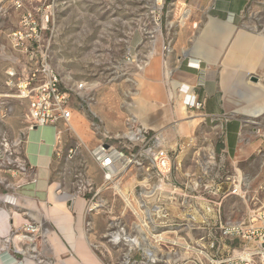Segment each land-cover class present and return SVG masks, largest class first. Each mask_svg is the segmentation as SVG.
<instances>
[{"label": "rangeland", "instance_id": "rangeland-1", "mask_svg": "<svg viewBox=\"0 0 264 264\" xmlns=\"http://www.w3.org/2000/svg\"><path fill=\"white\" fill-rule=\"evenodd\" d=\"M162 1L0 0V196L19 198L16 193L33 191L38 185L37 168L26 158L28 104L13 97L6 86V73L15 57L11 36L20 29L23 14L31 11L43 28V44L49 47L52 67L63 87L72 92L69 122L58 130L47 126L32 131L30 140L55 142L57 131L61 132L46 182L55 192L58 189L59 195H66L69 205L77 198L84 199L92 209L87 213V207L81 231L77 227L76 233L86 236L97 261L227 264L229 257L240 256L245 244L242 235L232 237L228 230L237 225L245 228L248 218L264 211V113L254 118L235 117L243 120L242 130L230 152L222 144V124L200 116L202 109L188 105L192 112L187 117L198 121L187 133L180 132V126L191 118L175 119L177 100L168 97L166 75L170 73L171 81L179 67L191 65L189 60L201 43L205 59H210L214 44L205 36L210 27L208 14L214 12L213 3L217 2ZM238 22L239 29L250 28L264 37V0H250ZM227 44L218 45L217 50ZM151 58L165 64L161 79L152 80L160 91L156 99L148 97L146 88ZM252 76L258 82L252 81ZM245 77L249 85L261 90L243 98L246 108H264V60L255 73ZM81 84L84 87L76 90ZM149 119L150 123L159 119L161 126L147 128L143 121ZM129 133L144 138L133 141ZM150 138L152 142L146 144ZM101 146L122 153L114 152L115 168L126 166L115 180L107 179L99 166ZM148 147L168 152L170 168L163 172L170 174L165 182L157 178L149 181L148 175L156 176L157 170L150 156H141ZM135 155L140 164L128 162L136 160ZM134 181L132 188H126ZM161 183L165 191L169 184L177 187V194L157 193L150 198L144 193ZM240 185L241 192L234 194ZM32 202L26 200L34 207ZM0 209L20 217L12 205L0 203ZM40 214L48 229L43 210ZM74 221L76 228L75 217ZM33 222L39 226L38 239L20 240L22 251H27L23 247L30 243L36 252L30 254L40 264H63L73 257L47 255L50 249L40 240L42 223ZM22 228L10 238L25 236ZM129 239L138 241L130 243ZM5 245L0 242V250L17 253L12 242Z\"/></svg>", "mask_w": 264, "mask_h": 264}, {"label": "crops", "instance_id": "crops-1", "mask_svg": "<svg viewBox=\"0 0 264 264\" xmlns=\"http://www.w3.org/2000/svg\"><path fill=\"white\" fill-rule=\"evenodd\" d=\"M249 1L219 0L217 3H213L214 12L211 11L210 15L208 14L210 27L205 36L214 44V48L210 47L212 57L209 55L210 59H205L204 48L201 43L194 50L193 57L189 60L191 65L185 64L179 67L175 72L176 76L171 81H169L170 73L168 72L166 75L167 82L170 84L168 97L177 100L175 101L177 105L175 119L181 121V119L191 118L186 124L180 126V132L187 133L197 123V119L187 117L192 112L188 107L189 101L196 100L203 105L200 116L211 122L218 121L222 124V144L225 145L228 152L238 143L241 135L243 120L235 117L254 118L255 115L264 113V108L256 111L246 108L247 102L243 101V98L247 99L251 93L253 96L260 94L261 90L256 86L249 85L245 76L255 73L264 60L263 35L255 33V30L250 28L239 29L238 21ZM188 14L190 15V12ZM224 42L225 45L229 42L227 47L224 45L226 48L222 46L218 48V51L217 46L223 45ZM151 59L146 70L147 81H149L146 88L149 89L148 97L156 99L160 96V91L155 90L156 86L153 85L152 80L153 78L161 79L160 76L164 73L165 64L162 65L160 59ZM195 65H199V67ZM240 87L242 90L239 89ZM146 107H148V111L151 110L148 104ZM149 120L143 121L147 128L152 126L157 129L161 126L159 119H154L153 123H150ZM192 121L195 123L192 124ZM31 132L27 135L26 158L32 167L37 168L38 185L35 187L32 185L33 191L16 193L19 202L22 201V204L14 207L18 209L15 212L21 218L15 213L12 215L9 211L0 209L5 212L0 215V242L6 244L4 247H7L11 242L14 244V240L18 237L11 239L12 233L23 226L25 228L28 221H36L42 223L40 240L42 239L50 249V251H46L47 255L51 253L55 258H59L70 254L73 257L66 262L62 261L63 264H88L86 257L81 256V248L77 247V243L86 236L84 237L83 233H76L77 227L79 228L78 231H81L88 204L84 199L78 200L77 198L73 204L69 205L70 199L63 197L66 195H59L58 189L55 192L54 186L49 187L47 185L46 180L50 176V166L53 162L57 139L54 142L41 138L31 142ZM1 198L2 196H0ZM26 200H33L32 203L35 206H29ZM0 203L3 202L0 201ZM81 204H83V208ZM26 210L28 215L23 212ZM42 210L45 219H47L45 224L48 223V229L40 219ZM7 213L12 216V219ZM74 217L78 222L76 228ZM86 243L91 251L88 241ZM14 245L18 247L17 244ZM30 245L27 243V247H23L27 249L24 253L17 252L15 254L10 253L8 248H2L0 250V264H40L35 262L37 257L31 255L36 252L34 251L35 248L31 250ZM39 253L41 251H38ZM74 256L79 258L81 263H78ZM93 257L95 258L94 255Z\"/></svg>", "mask_w": 264, "mask_h": 264}, {"label": "built area", "instance_id": "built-area-1", "mask_svg": "<svg viewBox=\"0 0 264 264\" xmlns=\"http://www.w3.org/2000/svg\"><path fill=\"white\" fill-rule=\"evenodd\" d=\"M213 1L218 2L219 0ZM11 38L14 41L15 57L11 60L12 68L6 73V86L13 97L24 100L28 104L27 123L29 131L47 126H53L58 130L59 125L69 122L72 90L63 87L59 75L52 67L49 47L45 43L43 44L45 40L43 28L39 25L33 12L27 11L23 14L20 29L15 31ZM83 87L82 84L76 86V90ZM189 107L202 109L203 105L196 100H191ZM57 134L60 136L61 132L57 131ZM141 138L143 140L144 136H140L138 139ZM57 139H59L58 136ZM155 140L158 139L155 138ZM148 142L151 143L152 139L146 141V144ZM71 152L73 151L70 150V154ZM114 152L122 155L121 152L115 150V147L108 146L106 149L101 146L98 163L106 176L110 174L116 177L120 173L115 168L116 157ZM57 155L59 156V152H57ZM141 156H146V158L150 156L153 168L157 170L156 176L154 174L152 176L148 175L149 181L157 178L158 182H165L168 179L169 171L163 172V170L170 168L168 152L148 147ZM133 157H136V160L129 159L128 162L134 161L135 164H140L138 155ZM33 183H36V181H33ZM163 185L165 184L161 183L160 187L146 189L144 193L150 198L157 193L170 196L177 194V187L169 184V187L166 185L168 190L165 191V189L162 190ZM240 190L241 185L240 187L236 186L234 194L241 192ZM261 204L264 206V202ZM91 210L88 207L87 213ZM248 224L245 228L237 225L228 230V234L232 237L240 238L242 235L245 244L241 249L240 256L229 257L226 261L227 264H264V211L254 213L251 218H248ZM24 231L26 232V235L23 236L24 239L27 240L30 237L34 242V239H37L38 236L39 226L35 222H29L25 225ZM119 239L114 240L119 241ZM131 242L134 241L131 239ZM151 261L154 262V260Z\"/></svg>", "mask_w": 264, "mask_h": 264}, {"label": "bare ground", "instance_id": "bare-ground-1", "mask_svg": "<svg viewBox=\"0 0 264 264\" xmlns=\"http://www.w3.org/2000/svg\"><path fill=\"white\" fill-rule=\"evenodd\" d=\"M157 2L159 3V4H162V0H157ZM195 66H197V67H199V65H195ZM5 97H10V96H5ZM150 121V120H149ZM59 136V134H56V136ZM129 138H131L133 141H137L138 140V138H137V136H136V134H134V133H129L128 135H127ZM116 164H118L117 162H116ZM115 164V165H116ZM126 164V163H125ZM123 167V166H122ZM126 166L124 165V167L122 168V169H118L119 171H122L124 168H125ZM106 178L107 179H112V180H115V178H114V176H112V175H110V174H108L107 176H106ZM134 180V179H133ZM132 181V180H131ZM136 181V180H135ZM135 181H134V183L133 182H131L130 184L128 183L127 185V187L126 188H130L131 186H133L134 184H135ZM118 186L119 185H116V188L117 189H119L118 188ZM125 188V189H126ZM132 188V187H131ZM127 191V190H126ZM130 191V190H129ZM71 198V197H70ZM0 201H2L3 203H8V204H10V205H12V206H16L17 207V205H19V198H15L14 196H11V195H3L2 196V198L0 199ZM64 206V205H63ZM81 206H82V208H83V204H81ZM50 211V210H49ZM2 213H5V212H3V210H0V215H2ZM12 215H13V213L12 212H10ZM50 213V212H49ZM8 215H10L9 213H7ZM7 215V216H8ZM4 216V215H3ZM5 217V216H4ZM11 219H12V216L10 215L9 216ZM21 228H19V229H17V230H20ZM6 236V235H5ZM18 237V238H17ZM16 238V240H14V244H17L18 245V247L17 246H15V248H16V251L17 252H23L24 253V251H22V249L20 248V246H19V241L21 240H23L24 239V237L23 236H17ZM115 239H117L118 240V238L117 237H115ZM9 240V239H8ZM27 240L28 241H31L32 242V238H30V237H28L27 238ZM116 240V241H117ZM86 239L85 238H83V239H81V241H79L78 243H77V247L80 249L81 248V256H85L86 257V260H87V262H88V264H100L97 260H96V258H94L93 257V255H92V253H91V251L89 250V247H88V245H87V243H86ZM130 243H131V239H129L128 240ZM137 241L138 240H135L134 242H136L137 243ZM95 256V255H94ZM86 262V263H87Z\"/></svg>", "mask_w": 264, "mask_h": 264}, {"label": "water", "instance_id": "water-1", "mask_svg": "<svg viewBox=\"0 0 264 264\" xmlns=\"http://www.w3.org/2000/svg\"><path fill=\"white\" fill-rule=\"evenodd\" d=\"M251 80L254 81V82H258V78L257 77H254V76L251 77ZM34 130L36 131L37 128H35ZM107 148H108V146H106V149Z\"/></svg>", "mask_w": 264, "mask_h": 264}]
</instances>
